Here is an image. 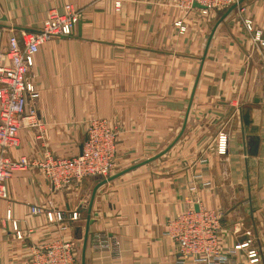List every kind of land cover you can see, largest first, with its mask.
<instances>
[{
	"label": "crops",
	"instance_id": "1",
	"mask_svg": "<svg viewBox=\"0 0 264 264\" xmlns=\"http://www.w3.org/2000/svg\"><path fill=\"white\" fill-rule=\"evenodd\" d=\"M179 3L0 0V55L10 35L38 31L50 8L80 13L71 35L33 57L38 98L27 106L41 128H21L11 158L76 156L96 118L115 132L111 176L135 166L93 199L97 177L54 190L39 171L15 172L0 198V264H26L31 247L54 239L74 244L77 264H196L165 233L191 205L220 214L226 251L248 243L229 261L248 264L252 249L264 264V56L253 41L255 32L264 40V0H243L219 23L224 10L203 15ZM221 132L224 155L215 147ZM246 136L256 139L254 155ZM32 206L61 211L64 222ZM75 210L79 220L70 221Z\"/></svg>",
	"mask_w": 264,
	"mask_h": 264
},
{
	"label": "built area",
	"instance_id": "2",
	"mask_svg": "<svg viewBox=\"0 0 264 264\" xmlns=\"http://www.w3.org/2000/svg\"><path fill=\"white\" fill-rule=\"evenodd\" d=\"M239 0H180V6L199 7L203 15L210 10H225ZM80 13L70 4H64L62 11L50 8L38 31L12 34L7 46L0 55V198L4 196L5 182L15 172L36 170L41 172L54 189H62L73 182H81L87 177L106 179L113 173L116 156V136L114 130L103 119H93L87 126L81 152L76 156L60 157L45 152L41 159L21 156L11 158V149L18 146V131L23 128L40 129L35 107H28L30 101L38 98V92L31 80L33 57L45 42L71 35ZM251 30L250 21H244ZM182 32L180 22L176 23ZM254 45L264 56V40L258 32L254 33ZM216 152L224 155L227 150V136L221 132L216 140ZM32 214L44 213L49 223L64 222L61 211L45 210L32 206ZM10 219V211H7ZM76 210L69 215L70 221L79 220ZM220 214L215 210H195L186 207L166 224L165 233L175 241L182 259L196 264H238L229 261L233 251L248 247V243L225 250L222 245ZM16 238L21 234L13 225ZM225 250V253H223ZM248 264H258L259 256L255 250L246 252ZM26 264H77V251L74 244L63 239H54L43 245L31 247Z\"/></svg>",
	"mask_w": 264,
	"mask_h": 264
},
{
	"label": "water",
	"instance_id": "3",
	"mask_svg": "<svg viewBox=\"0 0 264 264\" xmlns=\"http://www.w3.org/2000/svg\"><path fill=\"white\" fill-rule=\"evenodd\" d=\"M243 0H239V2L237 3V4H234V5H231L230 7H228V8H226L225 10H224V12L221 14V16H220V18L218 19V23L219 22H221L226 16H227V14H229L239 3H241ZM217 23V24H218ZM217 24H215V26H214V28L217 26ZM214 28H213V30H212V33H213V31H214ZM210 37H211V35H210ZM246 144L248 145V154L249 155H254V154H256V147H255V144H256V141L254 142V140H256L254 137H252V136H246ZM253 142H254V144H253ZM251 145H252V148H251ZM253 149V150H252ZM150 160H146L144 163H147V162H149ZM135 166H132V167H130V168H128L127 170H124V171H122V172H120V173H118V174H115V175H112V176H109L108 178H106V179H100V181L97 183V186L95 187V189H94V191H93V194H92V199H93V197H94V194H95V191H96V189L99 187V186H101L102 184H104V183H106V182H108V181H110V180H112V179H114V178H116L117 176H120L121 174H123L125 171H128V170H130V169H132V168H134ZM90 206H91V203L89 204V209L87 210V212H89L90 211ZM86 232H87V228H86ZM85 239H86V237L84 238V242H83V245H84V247H85ZM82 253L84 254V248H83V251H82ZM82 254V255H83ZM83 257V256H82Z\"/></svg>",
	"mask_w": 264,
	"mask_h": 264
},
{
	"label": "rangeland",
	"instance_id": "4",
	"mask_svg": "<svg viewBox=\"0 0 264 264\" xmlns=\"http://www.w3.org/2000/svg\"><path fill=\"white\" fill-rule=\"evenodd\" d=\"M93 119H96V118H93ZM93 119L91 118V119L87 120V124L86 125L88 126V124L90 123V121H92ZM87 126H86V129H87ZM195 210H197V209H195Z\"/></svg>",
	"mask_w": 264,
	"mask_h": 264
}]
</instances>
